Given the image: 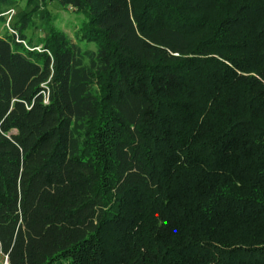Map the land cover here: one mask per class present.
Listing matches in <instances>:
<instances>
[{
	"label": "trees",
	"instance_id": "obj_1",
	"mask_svg": "<svg viewBox=\"0 0 264 264\" xmlns=\"http://www.w3.org/2000/svg\"><path fill=\"white\" fill-rule=\"evenodd\" d=\"M5 23L0 257L264 264V0H25Z\"/></svg>",
	"mask_w": 264,
	"mask_h": 264
},
{
	"label": "rangeland",
	"instance_id": "obj_2",
	"mask_svg": "<svg viewBox=\"0 0 264 264\" xmlns=\"http://www.w3.org/2000/svg\"><path fill=\"white\" fill-rule=\"evenodd\" d=\"M2 10H8L9 8H14L16 10L15 18H17L19 12H21L25 7V0L24 1H14L12 4H1ZM52 14H58L61 16V19L57 21V24L64 29L66 33L73 36V24L78 22V19L75 15H71L67 13L65 10L57 7L56 5L52 6L51 8ZM45 28V21L41 16L34 17V24L29 26L27 30V36L31 39H36L38 36L44 33ZM6 258L0 257V264H6Z\"/></svg>",
	"mask_w": 264,
	"mask_h": 264
},
{
	"label": "built area",
	"instance_id": "obj_3",
	"mask_svg": "<svg viewBox=\"0 0 264 264\" xmlns=\"http://www.w3.org/2000/svg\"><path fill=\"white\" fill-rule=\"evenodd\" d=\"M0 15H4L6 17V23H5V27L8 30L12 31V26H11V22L13 21V18L16 15V10L14 8H9L7 11H5L4 13L0 14ZM6 264H9L8 262Z\"/></svg>",
	"mask_w": 264,
	"mask_h": 264
},
{
	"label": "water",
	"instance_id": "obj_4",
	"mask_svg": "<svg viewBox=\"0 0 264 264\" xmlns=\"http://www.w3.org/2000/svg\"><path fill=\"white\" fill-rule=\"evenodd\" d=\"M2 254V243H1V240H0V255ZM6 261L8 262L7 258H6Z\"/></svg>",
	"mask_w": 264,
	"mask_h": 264
}]
</instances>
